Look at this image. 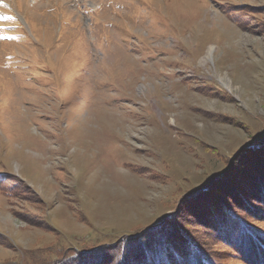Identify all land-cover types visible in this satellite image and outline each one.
<instances>
[{
  "label": "rangeland",
  "instance_id": "obj_1",
  "mask_svg": "<svg viewBox=\"0 0 264 264\" xmlns=\"http://www.w3.org/2000/svg\"><path fill=\"white\" fill-rule=\"evenodd\" d=\"M259 136L264 0H0V263L152 227Z\"/></svg>",
  "mask_w": 264,
  "mask_h": 264
},
{
  "label": "trees",
  "instance_id": "obj_2",
  "mask_svg": "<svg viewBox=\"0 0 264 264\" xmlns=\"http://www.w3.org/2000/svg\"><path fill=\"white\" fill-rule=\"evenodd\" d=\"M258 155L257 165L240 169L231 160L152 227L95 246H65L59 240L22 249L0 264H264V151Z\"/></svg>",
  "mask_w": 264,
  "mask_h": 264
}]
</instances>
